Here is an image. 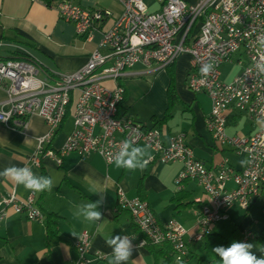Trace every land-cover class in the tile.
<instances>
[{"label": "built area", "instance_id": "1", "mask_svg": "<svg viewBox=\"0 0 264 264\" xmlns=\"http://www.w3.org/2000/svg\"><path fill=\"white\" fill-rule=\"evenodd\" d=\"M123 10L113 26L104 31L98 47L86 63L72 72H45L35 61L25 58H0V123L22 129L29 117L39 115L47 126L28 158L29 164L41 165L44 158L61 164L70 152L87 155L98 153L109 164L129 140L132 145H148L152 156L161 162L178 161L182 168L175 178L177 189L185 180L197 183L207 196L198 211L195 229L171 218L159 222L148 202L138 196L127 197L118 189L117 209L130 212L140 231L139 245H169L175 261L188 253V243L203 241L211 233L213 223L228 220V209L236 205L248 210L264 193V74H258L256 63L264 58V49L256 43L264 34V0H162L158 11L149 12L142 0H116ZM58 16L71 22L77 35L90 37L96 23L109 12L85 9L72 0L56 2ZM200 24L194 32L195 23ZM100 48L108 51L103 53ZM183 53L189 55L186 85L194 93H206L210 110L206 126L214 143L243 153L249 163L234 168L226 158L208 167L195 157L185 143L182 132L164 137L157 126H145L133 117L119 114L124 87L116 79L136 64L166 68ZM239 71L229 80L220 78V65L231 62ZM210 62L213 70L202 77L200 68ZM111 79L109 87L100 80ZM245 113L258 126L247 135L227 134L229 110ZM72 118V128L64 144L53 149V135L64 121ZM149 157V159H151ZM30 168V167H29ZM35 195L19 198L14 191L0 198V223L10 208L28 220L42 221L44 214L34 203ZM241 242L254 239L250 229L242 230ZM91 235L82 231L74 246L77 258L71 264H89ZM96 260L104 259L99 252Z\"/></svg>", "mask_w": 264, "mask_h": 264}, {"label": "crops", "instance_id": "2", "mask_svg": "<svg viewBox=\"0 0 264 264\" xmlns=\"http://www.w3.org/2000/svg\"><path fill=\"white\" fill-rule=\"evenodd\" d=\"M58 1L0 0V58L28 57L49 72L75 71L86 63L89 54L98 47L103 32L113 26L116 17L123 10L122 5L116 0H72L85 9H101L109 12L95 24L90 37L86 39L85 36L76 34L73 23L58 16L56 8ZM142 1L151 13L158 11L162 5V0ZM185 1L195 3L197 0ZM198 23H195L194 32L199 29ZM100 51L106 53L108 50L100 48ZM180 56L182 63L177 68L175 61L173 65L176 76L175 91L182 103L174 104L171 110L172 116L159 126L161 132L164 137L171 133H184L185 143L190 146L195 157L208 167L215 168L223 158H226L234 168L240 169L243 167L240 161L246 159L245 155L230 147H220L214 143L207 130L205 117L210 110V99L206 93H194L188 89L185 76L189 68V55L183 53L178 57ZM231 63L237 69V73L239 66L235 62ZM163 69L166 68H159L154 63L147 66L136 64L132 69L127 70L125 75L116 79V82L125 89L124 99L118 105L120 115L133 117L145 126L155 124L156 121L151 119L152 116L160 119L164 115L167 104L165 91L169 78L167 83L163 84L165 88L162 94L163 107L152 105L150 111L141 113L131 106L132 98L128 96L127 86L124 83V79L129 77H155ZM220 78L229 80L231 77L228 75L227 78L222 76ZM100 81L109 87L115 84L108 78ZM152 88L153 86L150 89ZM150 91L147 100L151 103L154 99L149 96ZM244 114L235 109L228 111L225 127L227 134L247 135L256 129L258 124ZM71 121L70 116L62 121L56 134L53 135L51 142L53 149L60 148L64 144L72 128ZM25 124L24 128L16 129L0 123V171L15 165L30 167L33 173L40 176L43 169L48 178L54 179V183L51 190H47L41 197V192L27 190L23 185H17L11 178L0 176V198L13 191L19 198H25L33 193L34 203L44 214L42 221H35L28 220L26 216L15 213L10 208L7 209L6 216L0 223V264H71L77 258L74 242L82 231L91 235L89 264H110L112 248L105 241L115 235L121 237L127 235L131 240L133 252L127 264H155V262L163 264L162 258L155 260L148 244H138L142 235L132 221L130 212L116 208L118 189H121L127 197L138 196L146 200L159 222L175 218L187 227L189 234L194 231L198 211L202 203L207 201V196L192 180H185L180 189L176 188L174 182L179 169L182 168L180 162H161L151 157L152 151L146 148L148 163L142 170L129 171L117 168L113 162L107 164L96 152L87 155L70 152L63 157L60 165L51 158H44L40 162L41 165L35 167L28 163V158L36 149L38 138L46 133L47 126L36 114L30 116ZM133 146H143V144ZM102 195L103 200L98 205V210L102 213L101 220L95 222L85 220L83 218L85 204L101 200ZM263 197L264 193L259 197L262 200L261 213H264ZM228 212L230 215L228 221H234L242 214L243 217L236 225L240 234L244 229L258 231L264 227V221L261 223L257 220L253 221L256 219L254 215L238 209L236 205L229 207ZM48 213L58 215L57 236L50 238L49 243L46 244L44 221ZM219 222L213 223L212 233H217ZM203 245V241L189 242L186 258L178 262L173 257L169 264H200V262L212 264ZM150 246L159 250L163 245ZM95 252L103 254L105 258L94 259Z\"/></svg>", "mask_w": 264, "mask_h": 264}, {"label": "clouds", "instance_id": "3", "mask_svg": "<svg viewBox=\"0 0 264 264\" xmlns=\"http://www.w3.org/2000/svg\"><path fill=\"white\" fill-rule=\"evenodd\" d=\"M256 43L259 44L260 48L264 49V34L257 36ZM213 68L214 65L212 63H203L200 68L201 76L207 77ZM255 68L258 69V74H264V58L256 63ZM147 147L149 146H133L129 140L123 141L119 152L113 157L115 167L129 171L144 169L148 163L146 159L148 155L146 151ZM248 163L249 161L247 159L240 161L241 166H246ZM50 175L53 176L52 174ZM0 176L11 178L17 185H23L25 189L36 192L51 190L54 183L53 178L38 176L33 173L29 167H18L15 165L6 167L0 171ZM96 192L97 191H94V193ZM102 200L103 195L101 196V200L85 204V211L83 213V218L85 220L89 222L101 220L102 213L98 210V205ZM72 234L75 235L74 233ZM105 242L112 248V259L110 264H121V262L127 264L133 252L130 238L127 235L123 237L115 235L107 238ZM251 247V244L234 241L227 249L217 247L213 249V252L220 254L223 264H264V259H257L254 255L246 251L247 248ZM262 251H264V249H262Z\"/></svg>", "mask_w": 264, "mask_h": 264}, {"label": "rangeland", "instance_id": "4", "mask_svg": "<svg viewBox=\"0 0 264 264\" xmlns=\"http://www.w3.org/2000/svg\"><path fill=\"white\" fill-rule=\"evenodd\" d=\"M235 58H236V55H233V60L231 62H234ZM231 62L230 63L224 62L222 65H220V72H221L220 76H222V78H227L228 75L232 78L233 75L236 73L237 69L233 67ZM175 63H176L175 67L177 68L179 64L182 63L181 56L175 60ZM165 70L163 69V71H160L159 73H157L155 77L154 76H151L148 78L129 77V78L124 79V83L126 84L127 91L129 93L128 96L130 95V98H132L131 106L133 107L134 110H137L141 113V112L150 111V107L152 105L156 107H160V108L163 107L162 104H163L164 98L162 94L165 89L163 88L164 87L163 84L167 83V78L169 77L167 74V70L166 71ZM151 86H153L152 89H150ZM149 91H150L149 96L154 99V100H151V103L150 101L147 100V94ZM159 94H160V97H159ZM261 204H262V200L258 198L255 201H253V204H251L248 210H246L248 214L254 215V217L256 218L253 221L257 220L260 223L264 221V213L260 212V210L262 209ZM242 217H243L242 214H240L236 217L234 221L227 220V222L220 221L219 223H217V229H218L217 233L219 232L223 235L224 240H225V245L227 248L230 247L234 241L238 243H242L240 232L238 228L236 227V225L238 224V222L240 221ZM253 228L254 227L252 226L251 229ZM245 244L252 245V247L247 248L246 251L260 250V246L256 243L254 239L248 240ZM200 264L202 263L200 262Z\"/></svg>", "mask_w": 264, "mask_h": 264}, {"label": "trees", "instance_id": "5", "mask_svg": "<svg viewBox=\"0 0 264 264\" xmlns=\"http://www.w3.org/2000/svg\"><path fill=\"white\" fill-rule=\"evenodd\" d=\"M13 57H17V58H25L31 61V58L28 57H22V56H13ZM174 62L167 65L166 70H167V74H168V78H169V82H168V86L166 89V96H167V104H166V108H165V112L164 115L162 117H160V119H155L154 116H152V120L156 121L154 126H160L161 124H163L164 122H166L170 116H172L171 110L172 107L174 106L175 103H182L181 100L179 99L176 91H175V76H174ZM42 70H44L45 72L48 73L47 70H45L44 68H42ZM40 176H44L45 178H48L46 176V174L44 173L43 169H41V174ZM141 182L138 184L139 185V191L141 190ZM46 191H41V197H43L46 194ZM141 198V197H139ZM58 215L57 214H52V213H48L45 215V240H46V244L49 243V239L52 237H56L57 236V228H56V219H57ZM255 233V237L254 240L256 241V243L260 246V250L258 251H248L249 253H251L252 255H254L257 259H264V251H262V249H264V227H262L261 229H259L258 231H254ZM203 247L205 250L206 255L208 256L209 260L211 261L212 264H223V260L222 257L220 256L219 253L213 252V249L217 248V247H221L224 249H227L226 245H225V240L224 237L219 234V233H209L207 234L204 239H203ZM148 246L151 248V251L155 257V260L157 261V259L162 258V263L163 264H169L172 260H173V251L168 245H163L161 249L159 250H155L153 246H150L148 244ZM155 264H157L155 262Z\"/></svg>", "mask_w": 264, "mask_h": 264}]
</instances>
